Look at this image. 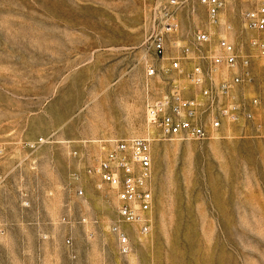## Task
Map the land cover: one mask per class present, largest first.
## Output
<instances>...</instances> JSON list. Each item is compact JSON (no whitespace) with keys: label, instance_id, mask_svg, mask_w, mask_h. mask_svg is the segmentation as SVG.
<instances>
[{"label":"rangeland","instance_id":"rangeland-1","mask_svg":"<svg viewBox=\"0 0 264 264\" xmlns=\"http://www.w3.org/2000/svg\"><path fill=\"white\" fill-rule=\"evenodd\" d=\"M166 1L0 0V264H264V58L248 42L264 35L243 21L260 0H223L215 25L200 0H177L167 55L188 44L182 68L202 65L216 89L243 71L205 58L225 37L250 58L252 79L222 98L239 105L237 120L212 130L199 113L208 137L151 142L147 233L120 219L99 177L112 140L154 134L146 108L171 77L201 96L141 45ZM200 29L211 39L196 46Z\"/></svg>","mask_w":264,"mask_h":264},{"label":"built area","instance_id":"built-area-1","mask_svg":"<svg viewBox=\"0 0 264 264\" xmlns=\"http://www.w3.org/2000/svg\"><path fill=\"white\" fill-rule=\"evenodd\" d=\"M200 2L206 7L208 23L215 25L219 19L223 0H200ZM177 5V0H167L153 7L154 15L147 23L141 45L155 57L168 60V65L163 67V71L182 73L187 78L188 85L200 88L201 96L200 98L185 97L182 92L187 85H182L175 77H171L164 94L153 99L146 108L147 123L156 130L154 134L112 140L113 146L107 151L98 167L101 180L109 183L116 190L120 219L123 222L140 225L143 233L149 231L147 212L151 209L153 199L150 189L153 164L151 142L154 139L171 140L177 136L200 140L208 137L211 131L196 120L199 113L206 112L212 130L218 129L225 122L237 120L240 113L239 105L225 103L222 98L229 93L233 84L241 81L250 82L252 79L249 71L250 58L240 56L236 45L225 37L217 38V49L204 54L205 58L214 66L234 67L239 62L243 71L234 74L230 81L218 82L216 89H213L212 82L205 83L202 65L194 63L190 70L182 68L181 59L187 57L190 52L188 44L177 41L181 48V56H168L165 42L168 36L179 28L175 17ZM243 21L248 29L264 35V0L249 8L243 14ZM210 39L211 33L204 29L198 30L193 36L196 46H201ZM248 42L249 46L264 58V38L250 37ZM156 71V67L151 64L145 68L148 76H152ZM258 103V97L252 96L250 104ZM242 113L244 119L252 120L253 112L244 110ZM259 125L264 127V120ZM120 242L123 249L124 247L126 249V237L123 234L120 235Z\"/></svg>","mask_w":264,"mask_h":264},{"label":"bare ground","instance_id":"bare-ground-1","mask_svg":"<svg viewBox=\"0 0 264 264\" xmlns=\"http://www.w3.org/2000/svg\"><path fill=\"white\" fill-rule=\"evenodd\" d=\"M99 163V162H98ZM97 167V166H96Z\"/></svg>","mask_w":264,"mask_h":264}]
</instances>
